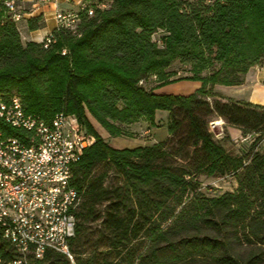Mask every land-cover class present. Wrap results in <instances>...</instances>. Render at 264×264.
<instances>
[{
  "label": "trees",
  "instance_id": "1",
  "mask_svg": "<svg viewBox=\"0 0 264 264\" xmlns=\"http://www.w3.org/2000/svg\"><path fill=\"white\" fill-rule=\"evenodd\" d=\"M44 26L42 14L0 23V94L14 89L25 110L44 119L73 114L94 140L73 168L82 198L73 261L46 251L33 264H264V154L255 150L264 106L214 90L241 84L263 63L264 0H110L75 31L55 27L46 46L21 41V28ZM175 59L191 76L172 78ZM179 79L200 87L187 95L155 90ZM147 80L155 88L146 89ZM157 110L168 113V135L133 148L112 147L87 117L116 137L140 119L154 125ZM213 115L251 143L229 152L208 129ZM199 174H234L238 188L196 192L186 202ZM242 235L250 248L240 254L233 243L242 246ZM7 248L0 234L2 257Z\"/></svg>",
  "mask_w": 264,
  "mask_h": 264
},
{
  "label": "built area",
  "instance_id": "2",
  "mask_svg": "<svg viewBox=\"0 0 264 264\" xmlns=\"http://www.w3.org/2000/svg\"><path fill=\"white\" fill-rule=\"evenodd\" d=\"M66 1L73 6L54 7L52 17L56 28L71 31L83 16L108 6L98 0ZM51 3L58 0H34L31 9L23 0H0V23H18ZM40 41L46 46L50 33ZM93 140L73 114L44 119L27 112L18 95L0 94V234L8 245L0 264H33L46 251L73 261L70 239L82 199L73 168Z\"/></svg>",
  "mask_w": 264,
  "mask_h": 264
},
{
  "label": "rangeland",
  "instance_id": "3",
  "mask_svg": "<svg viewBox=\"0 0 264 264\" xmlns=\"http://www.w3.org/2000/svg\"><path fill=\"white\" fill-rule=\"evenodd\" d=\"M104 3L109 4L110 0H98ZM34 2V1H33ZM32 3H24L26 4L25 8L31 9L32 8ZM41 7V6H40ZM43 9L45 11V15H42L43 18H46V23L45 27L33 30L31 33V38L35 41H39L40 39L43 38L44 33L53 25V20H52V8H50L47 4L43 5ZM40 10V9H39ZM37 10V12H39ZM38 14V13H37ZM29 18V17H27ZM25 20V19H23ZM21 41L25 43L29 38L26 37L27 31L22 30L21 28ZM161 35L160 32H157L154 35V38H158ZM191 66L185 63L180 62L179 60L175 59L171 62L169 67H167V71L169 73L175 72L174 75L172 76L173 79H178V78H185L191 76L190 72ZM208 71L204 70L201 74L205 75L207 74ZM156 82L154 81H149L147 80L145 87L146 89H152L155 88ZM200 87V81L195 80V79H179L175 81H170L167 83H164L160 86H158L155 90L160 93H172V94H190L194 92L197 88ZM9 95H16L15 90L11 89ZM210 102L212 98L209 99ZM87 117L92 123V127L100 134L102 132V127L94 120V118L87 113ZM208 129L212 133L213 137L215 139H220L222 141V144L226 147L229 152L232 154H239L241 147H245L246 145L250 144L251 142L249 141L250 139L242 140V137H237V138H231L227 130L225 129V123L224 121L221 122V119L217 118L216 116H210L208 118ZM211 120V121H210ZM216 123V124H213ZM165 125V126H164ZM164 131H167L166 124L162 121V126L158 128L157 133H162ZM227 132L228 137L226 139H221L224 138L225 133ZM141 138H146L148 139L151 136V133H140ZM109 139H107L108 141ZM162 141V140H161ZM255 150H257L259 153L264 154V134L262 135L261 139L258 141ZM196 180L199 182V186L197 190L194 193H191L185 200L186 202H189L192 194H195L196 192L203 195V196H219L225 192H236L238 188V182L237 178L234 174H228L224 176H205L204 174H199L196 177ZM109 182V179L106 181V183ZM104 204L100 206V208H103ZM99 221L94 222L91 224L93 228L95 226H98ZM242 231V230H241ZM240 231V232H241ZM241 241H242V246L240 244H235L233 243V248L236 250V252L243 254L248 248H250V244L245 242V237L242 235L241 236ZM255 245L256 242L252 243L251 245Z\"/></svg>",
  "mask_w": 264,
  "mask_h": 264
},
{
  "label": "crops",
  "instance_id": "4",
  "mask_svg": "<svg viewBox=\"0 0 264 264\" xmlns=\"http://www.w3.org/2000/svg\"><path fill=\"white\" fill-rule=\"evenodd\" d=\"M23 1L24 3L29 4L32 3L34 0H23ZM47 5L50 8H52V10L54 7H60L66 9L73 6L72 2H68L66 0H58V3L56 4L51 3ZM39 9H37L39 10V12H37L36 10L34 15H37V13L45 15L43 5ZM52 20H53V25L44 33V36L49 34L55 28V20L53 19V17ZM44 21L46 23V18H44ZM31 33L32 31H28L26 37L33 40V38H31ZM214 90L225 97L264 106V61L262 64L254 65L250 67L247 73L244 75L243 82L241 84L215 85ZM167 115H168L167 111L157 110L155 113L154 125H151L145 119H140L137 122H134L129 125H125L124 135L111 137L103 128H101L102 132H100V135L105 140L109 139L107 142L112 147L119 149L151 145L153 143H157L163 140L168 135L167 131H164L160 134L157 133L158 128L162 126V121L166 124ZM221 122H223L222 119ZM225 129L227 130L231 138L242 137L240 129L235 126L226 125ZM140 133H151V136L148 139L141 138L142 134Z\"/></svg>",
  "mask_w": 264,
  "mask_h": 264
},
{
  "label": "bare ground",
  "instance_id": "5",
  "mask_svg": "<svg viewBox=\"0 0 264 264\" xmlns=\"http://www.w3.org/2000/svg\"><path fill=\"white\" fill-rule=\"evenodd\" d=\"M93 14H94V13H93ZM93 14H92V15H93ZM92 15H91V16H92ZM77 26H78V25H76L75 28H76Z\"/></svg>",
  "mask_w": 264,
  "mask_h": 264
}]
</instances>
